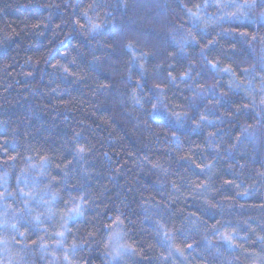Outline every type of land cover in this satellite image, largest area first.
I'll use <instances>...</instances> for the list:
<instances>
[{
    "label": "clouds",
    "instance_id": "1",
    "mask_svg": "<svg viewBox=\"0 0 264 264\" xmlns=\"http://www.w3.org/2000/svg\"><path fill=\"white\" fill-rule=\"evenodd\" d=\"M0 264H264V0H0Z\"/></svg>",
    "mask_w": 264,
    "mask_h": 264
}]
</instances>
